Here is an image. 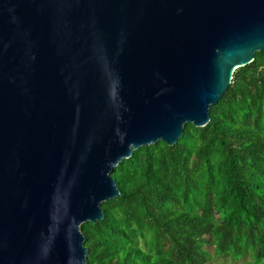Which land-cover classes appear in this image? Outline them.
<instances>
[{"label":"water","instance_id":"1","mask_svg":"<svg viewBox=\"0 0 264 264\" xmlns=\"http://www.w3.org/2000/svg\"><path fill=\"white\" fill-rule=\"evenodd\" d=\"M262 51L264 0H0V264H87L114 169Z\"/></svg>","mask_w":264,"mask_h":264},{"label":"trees","instance_id":"2","mask_svg":"<svg viewBox=\"0 0 264 264\" xmlns=\"http://www.w3.org/2000/svg\"><path fill=\"white\" fill-rule=\"evenodd\" d=\"M210 117L114 169L120 195L82 225L87 264H264V51L234 73Z\"/></svg>","mask_w":264,"mask_h":264},{"label":"rangeland","instance_id":"3","mask_svg":"<svg viewBox=\"0 0 264 264\" xmlns=\"http://www.w3.org/2000/svg\"><path fill=\"white\" fill-rule=\"evenodd\" d=\"M206 249L213 256V248L207 247ZM207 264H252V259L247 257L237 261L230 258L211 257Z\"/></svg>","mask_w":264,"mask_h":264}]
</instances>
